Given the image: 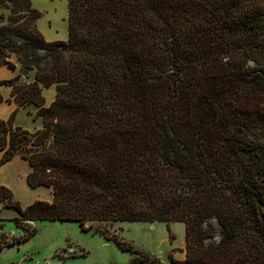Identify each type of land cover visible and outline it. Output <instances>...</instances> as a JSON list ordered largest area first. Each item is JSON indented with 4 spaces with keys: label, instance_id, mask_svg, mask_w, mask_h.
<instances>
[{
    "label": "trees",
    "instance_id": "1",
    "mask_svg": "<svg viewBox=\"0 0 264 264\" xmlns=\"http://www.w3.org/2000/svg\"><path fill=\"white\" fill-rule=\"evenodd\" d=\"M41 16L32 0H0V65L35 70L0 79V103L9 86L17 104L0 119V166L20 156L28 184L52 191L23 206L0 186L26 231L0 249L34 235L32 221H78L130 264H165L111 231L179 221L175 264H264V0H68V39L56 41ZM31 103L34 131L14 123Z\"/></svg>",
    "mask_w": 264,
    "mask_h": 264
},
{
    "label": "rangeland",
    "instance_id": "2",
    "mask_svg": "<svg viewBox=\"0 0 264 264\" xmlns=\"http://www.w3.org/2000/svg\"><path fill=\"white\" fill-rule=\"evenodd\" d=\"M34 6L42 12L38 27L49 41L68 39V0H32ZM16 69L7 65L0 66V79L18 77L20 82L32 81L35 70L25 75L21 65L16 63ZM5 100L0 103V119H8L17 104L12 98V87L2 86ZM46 106L56 97V86L53 84L43 89ZM39 107L35 104L20 106L16 112L14 123L30 131L42 127V119L35 118ZM3 153L0 151V159ZM31 171L29 162L20 156L0 166V186L9 187L14 198L26 206L35 200H51V188L46 186L31 187L27 176ZM19 212L10 207H4L0 202V243L6 239L19 238L26 231L17 225L14 217ZM219 236V226L211 220ZM30 228L37 232L27 241L6 245L0 249V264H130L133 254L123 250L114 240L91 228L85 231L78 221H48L30 222ZM89 225V224H87ZM120 234L136 245L147 248L160 256L165 264H175L172 260L171 247H182L185 244V226L183 222H149L126 221L115 225L111 231Z\"/></svg>",
    "mask_w": 264,
    "mask_h": 264
},
{
    "label": "crops",
    "instance_id": "3",
    "mask_svg": "<svg viewBox=\"0 0 264 264\" xmlns=\"http://www.w3.org/2000/svg\"><path fill=\"white\" fill-rule=\"evenodd\" d=\"M13 60L18 64V65H20V63L16 60V58L15 57H13ZM0 66H3V65H0ZM124 222H126V221H124ZM172 223V222H171ZM184 226H185V224H184ZM172 253V257H173V259H175V260H178V261H182V260H184L185 259V257H186V252H185V244H184V246H182V247H180V248H176V247H171V249H170V252H169V255Z\"/></svg>",
    "mask_w": 264,
    "mask_h": 264
}]
</instances>
